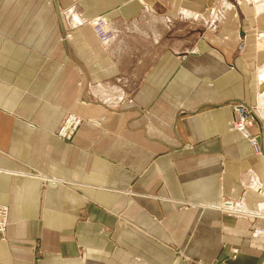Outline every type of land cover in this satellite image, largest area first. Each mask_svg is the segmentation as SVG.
Segmentation results:
<instances>
[{
	"label": "crops",
	"instance_id": "obj_1",
	"mask_svg": "<svg viewBox=\"0 0 264 264\" xmlns=\"http://www.w3.org/2000/svg\"><path fill=\"white\" fill-rule=\"evenodd\" d=\"M261 1L0 0V264H264Z\"/></svg>",
	"mask_w": 264,
	"mask_h": 264
},
{
	"label": "built area",
	"instance_id": "obj_2",
	"mask_svg": "<svg viewBox=\"0 0 264 264\" xmlns=\"http://www.w3.org/2000/svg\"><path fill=\"white\" fill-rule=\"evenodd\" d=\"M93 22V28L97 35L100 37V39H105L107 37H110L111 33L109 30L105 29V21L103 18H97ZM237 107V106H236ZM235 111V117L231 120V126L235 130H242L244 129L245 126H251L253 125L254 121L251 116H248L247 113L244 111L243 108H234ZM80 120L76 118L73 115H67L61 126L56 132V135L62 138H65L67 140H71L78 125H79ZM252 147L255 152L259 153V147L256 144V141H252ZM7 208L5 209L4 207L0 206V235H3L5 232V220L7 219Z\"/></svg>",
	"mask_w": 264,
	"mask_h": 264
},
{
	"label": "bare ground",
	"instance_id": "obj_3",
	"mask_svg": "<svg viewBox=\"0 0 264 264\" xmlns=\"http://www.w3.org/2000/svg\"><path fill=\"white\" fill-rule=\"evenodd\" d=\"M97 18H100V16L99 17H95V18H93V20H91L90 21V24H91V26H92V29H93V31H94V33L96 34V36H97V38L102 42V43H105V42H108V41H110L112 38H113V32L109 29V26L107 25V23H106V21H105V29H107V30H109L110 31V33H111V35H110V37H107V38H105V39H100V37L97 35V33L95 32V30H94V28H93V22H95L94 20H96ZM102 18V17H101ZM260 32H258V33H260L261 35H263L264 36V29L263 30H259ZM264 78V77H263ZM261 101V100H260ZM238 108H243L244 109V111L247 113V109L248 108H245L242 104H240V105H236ZM234 107L235 109L237 108V107ZM260 114V113H259ZM248 116H254L253 114H247ZM260 118H263V116H262V114H260ZM248 126H245L244 127V129H242V130H245L246 128H247ZM237 131H238V129H237ZM239 131H241V130H239ZM250 139V141H251V143H252V141H256V144H257V139L255 138V137H251V138H249ZM257 146H258V144H257ZM260 151V150H259ZM5 208V207H4ZM6 209V208H5ZM4 225L6 226V220H5V223H4Z\"/></svg>",
	"mask_w": 264,
	"mask_h": 264
},
{
	"label": "rangeland",
	"instance_id": "obj_4",
	"mask_svg": "<svg viewBox=\"0 0 264 264\" xmlns=\"http://www.w3.org/2000/svg\"><path fill=\"white\" fill-rule=\"evenodd\" d=\"M260 3H263L264 4V2H260ZM231 6V5H230ZM209 13H210V15L211 14H216L215 13V11L214 10H212V9H210L209 10ZM194 14H195V17H197V13L196 12H194ZM99 17V16H98ZM95 18V17H94ZM91 20H93V18L91 19ZM213 22H215V21H213ZM89 25H90V23H89ZM91 26V25H90ZM201 25H197L196 27L197 28H199ZM215 25H214V23H212L211 24V27H214ZM91 28H92V26H91ZM262 28H264V27H262ZM262 28H261V30H262ZM93 30V29H92ZM94 32V31H93ZM95 34V33H94ZM96 35V34H95ZM97 37V36H96ZM201 41H204V40H201ZM209 52H211V50L209 49ZM263 77H264V71H263ZM259 91L261 92V98H260V100H262L263 101V104H264V78H262V81H261V83H260V85H259ZM259 115V117H260V114H258ZM239 131V130H238ZM239 132H243L242 130L241 131H239ZM249 142L251 143V141H250V139H249ZM257 144H258V140H257ZM251 145H252V143H251ZM258 147H259V144H258ZM259 150H260V148H259ZM259 153H261V152H259ZM6 208V207H5ZM221 208V210L223 211V212H228V210L229 209H226V207H225V205L224 204H222V206L220 207ZM6 226H7V219H6ZM5 231H6V227H5ZM2 236V235H1ZM3 237V236H2Z\"/></svg>",
	"mask_w": 264,
	"mask_h": 264
}]
</instances>
